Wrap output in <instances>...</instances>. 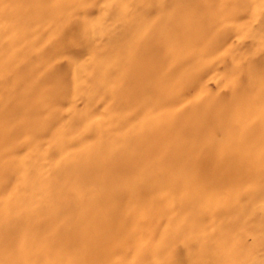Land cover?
Segmentation results:
<instances>
[{"label": "rangeland", "instance_id": "374dc122", "mask_svg": "<svg viewBox=\"0 0 264 264\" xmlns=\"http://www.w3.org/2000/svg\"><path fill=\"white\" fill-rule=\"evenodd\" d=\"M0 264H264V0H0Z\"/></svg>", "mask_w": 264, "mask_h": 264}]
</instances>
